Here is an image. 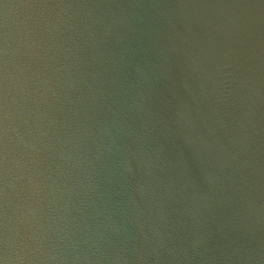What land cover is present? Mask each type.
<instances>
[{
	"label": "water",
	"instance_id": "1",
	"mask_svg": "<svg viewBox=\"0 0 264 264\" xmlns=\"http://www.w3.org/2000/svg\"><path fill=\"white\" fill-rule=\"evenodd\" d=\"M0 264H264V0H0Z\"/></svg>",
	"mask_w": 264,
	"mask_h": 264
}]
</instances>
